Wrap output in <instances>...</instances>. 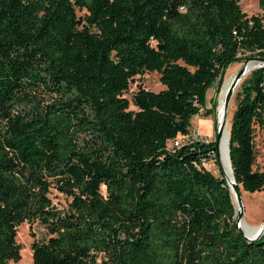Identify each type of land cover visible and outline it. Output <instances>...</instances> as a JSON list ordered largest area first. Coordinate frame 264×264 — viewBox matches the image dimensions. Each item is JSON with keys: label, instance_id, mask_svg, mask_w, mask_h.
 I'll use <instances>...</instances> for the list:
<instances>
[{"label": "trees", "instance_id": "16d2710c", "mask_svg": "<svg viewBox=\"0 0 264 264\" xmlns=\"http://www.w3.org/2000/svg\"><path fill=\"white\" fill-rule=\"evenodd\" d=\"M262 14L240 0H0V264H264L244 238L216 143L191 139L214 115L234 64L264 59ZM78 12H85L83 17ZM157 73L164 89L136 77ZM230 128L240 192H264V68L245 80ZM134 106L137 110H131ZM179 137L189 140L174 144ZM68 179V207L51 197Z\"/></svg>", "mask_w": 264, "mask_h": 264}, {"label": "rangeland", "instance_id": "374dc122", "mask_svg": "<svg viewBox=\"0 0 264 264\" xmlns=\"http://www.w3.org/2000/svg\"><path fill=\"white\" fill-rule=\"evenodd\" d=\"M240 5L244 13H246L249 17L254 15L262 14V10L259 6V0H240ZM86 13L85 12H78V16L83 17ZM245 62L237 63L232 65L225 74L226 77L231 74H234L236 77L239 72L245 66ZM257 65V64H256ZM259 69H256L257 71ZM254 71V72H255ZM252 72L248 77L245 79H249L252 77ZM224 79V81H225ZM244 80V81H245ZM243 81V82H244ZM142 85L146 89L159 92L164 89V86L160 83V76L157 73L153 74H146L143 77H136L135 82L132 83L129 91L125 94V97L129 100L132 99L133 94L137 91V86ZM242 85V84H241ZM238 87L233 100L230 113L227 119V128L226 131L230 132L231 122L233 115L238 106V99L237 93L240 91V87ZM218 96L219 92L217 93V89L214 87L210 89L207 93V108L214 109L215 113L211 116L206 117H196L193 119L190 140L197 139L199 137L203 138V140L207 142H217L218 136V119L220 118L218 112ZM131 110H137L134 106H131ZM1 129V125H0ZM189 140L187 137L182 138L179 137V142L183 143ZM256 150H257V163L256 169L260 171H264V130L257 129L256 130ZM220 165L221 167L216 164L215 162H210L208 165V169L213 172L216 176H220L221 169L225 171L224 163H223V155H222V140L220 144ZM70 191V181L68 179L63 180H55L53 181V188H52V199L54 203L62 208L68 207L69 203L71 202L72 198L69 196ZM243 196V203L245 208V219L247 223L252 227H260L264 223V192L250 194L246 192H241ZM235 205L237 208V203L235 201ZM238 212V208H237ZM35 232L37 239L41 241H47L51 235L49 230L42 227L41 225H35L33 229L28 224H24L18 228L17 234V243L23 246L22 249V258L18 264H34L33 262V251H32V244L33 239L30 236L31 231Z\"/></svg>", "mask_w": 264, "mask_h": 264}, {"label": "water", "instance_id": "95a60500", "mask_svg": "<svg viewBox=\"0 0 264 264\" xmlns=\"http://www.w3.org/2000/svg\"><path fill=\"white\" fill-rule=\"evenodd\" d=\"M252 62H257L259 63L258 64V69H261V68H264V59H259V58H250L248 60H246L245 62V66L243 67V69L239 72V74L234 78V80L232 81L230 87H229V90H228V94L226 96V100H225V108H226V111L228 110V106L231 102V100L233 99L238 87L240 86L241 83H243V81L245 80L246 78V75L248 73V65ZM226 126H227V115L225 114L222 121L220 119H218V136H217V142H216V148L217 150L219 151L220 153V144H221V140L223 139V133L224 131L226 130ZM228 148H229V160H230V164H231V167H232V163H231V158H230V132H229V135H228ZM233 171V169H232ZM224 172V176H225V179H226V182L230 188V191L233 195V199L235 198L236 201H237V205L238 207L240 208V211L237 212V208H236V215H237V222H236V227L237 229L240 231V233L244 236V238L252 243L254 242H257L259 240H261L263 237H264V223L262 225V228L258 234V236L256 238H253V239H250L248 238L242 228H241V222L242 220L244 219V216H245V208H244V203H243V196H242V193L240 192L239 190V186L237 185L236 183V180L233 184V187H231L230 183H229V179ZM233 175H234V172H233ZM234 178H235V175H234Z\"/></svg>", "mask_w": 264, "mask_h": 264}, {"label": "bare ground", "instance_id": "6f19581e", "mask_svg": "<svg viewBox=\"0 0 264 264\" xmlns=\"http://www.w3.org/2000/svg\"><path fill=\"white\" fill-rule=\"evenodd\" d=\"M257 64V65H256ZM258 64L257 62H252L248 65V73L246 75V78L248 77V75H250L252 72H254L256 69H258ZM234 74H229L228 77H226L225 81H224V84H223V87H222V90L221 92L219 93V96H218V112H219V115H220V120L222 121L224 115L226 114L227 115V119H228V115L230 113V110H231V106H232V100L228 106V110L226 111V108H225V100H226V96L228 94V90H229V87L232 83V81L234 80ZM245 78V79H246ZM242 84V83H241ZM240 84V85H241ZM227 128V126H226ZM229 148H228V132L225 130L224 133H223V139H222V155H223V163H224V167H225V173L229 179V183L231 185V187H233V184L235 182V178H234V175H233V171H232V167H231V164H230V160H229ZM235 199V198H234ZM236 201V199H235ZM237 203V201H236ZM237 208H238V212L240 211V208L238 207L237 205ZM241 228L244 232V234L250 238V239H253V238H256L262 228V226L260 227H252L250 226L245 217L244 219L242 220L241 222Z\"/></svg>", "mask_w": 264, "mask_h": 264}, {"label": "built area", "instance_id": "2783aa9c", "mask_svg": "<svg viewBox=\"0 0 264 264\" xmlns=\"http://www.w3.org/2000/svg\"><path fill=\"white\" fill-rule=\"evenodd\" d=\"M199 138H200V139H203V138H201V137H199ZM187 141H188V140H187ZM180 143H181V142H179V140H178V141L174 144V146H175V147H179Z\"/></svg>", "mask_w": 264, "mask_h": 264}]
</instances>
